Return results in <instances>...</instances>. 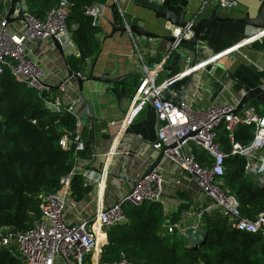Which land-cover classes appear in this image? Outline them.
Wrapping results in <instances>:
<instances>
[{
  "label": "built area",
  "instance_id": "built-area-1",
  "mask_svg": "<svg viewBox=\"0 0 264 264\" xmlns=\"http://www.w3.org/2000/svg\"><path fill=\"white\" fill-rule=\"evenodd\" d=\"M115 1L118 3V0ZM218 4L224 9L231 10L235 9L239 2L219 0ZM99 6L90 7L87 14L94 19L97 16L102 17L103 14H99ZM20 7L25 12V18L22 25L15 30L9 28L10 24L5 17L0 20V76L9 71L17 83L42 94L44 90L50 89L49 80L52 76L57 77L59 71L47 70L40 63V55L52 36L68 34L71 37L68 17L72 3L70 0H60L58 6L49 10L43 19L30 11L27 0H22ZM172 33L178 40L189 39L193 30L190 27L186 29L175 27ZM255 39L256 35L249 36L226 52L239 49ZM35 49L39 51L38 55L35 54ZM199 50L204 52L207 45L200 43ZM213 58L202 61L194 70ZM164 66L160 65L159 71ZM191 71L192 68H187L179 73L177 78L184 81ZM156 74L158 75V72ZM67 83L68 79L64 80L59 85L60 92H52L50 97L45 98V107L57 113H70L76 118L74 131L65 132L60 139L62 148L69 149L74 146L75 164L70 172L62 176L59 189L42 192L39 195L41 215L36 219L34 226L24 232L1 230L2 244L7 247L13 246L12 249L17 250L23 257V264H133L125 252L121 253L118 260H102L104 247L109 242L104 231L112 225L127 221L123 209L126 204L135 206L144 202L165 204L168 183L166 175L162 168L157 167L149 175L140 176L132 194L120 193L115 203L106 207L105 190L109 171L102 167L100 172H96L88 168L90 164L88 160L79 156L86 148L83 139L86 121L81 111L82 102L77 96L69 93ZM165 87V83L162 85L157 83V76L142 77L130 100L119 134L152 102L160 120L158 140L154 143V148L160 151L163 146H167L164 160L171 163L175 171L196 181L203 193L213 201L209 209L217 208L229 216L235 229L264 237V211L259 212L255 219L243 215L239 199L224 186L223 179L226 173V159L229 155H235L246 158L247 175L254 177L259 185L264 182L262 106L250 102L246 111L236 113L238 102L235 101L198 105L196 104L198 92L189 90L185 100L178 107L161 99L160 95ZM222 125L228 131L230 152L223 149L219 140ZM241 125L253 127L254 137L247 145L236 139V131ZM197 150L207 153V162L202 163L198 160ZM77 175L83 177L86 186L93 188L90 196L93 197V201L95 200V208L92 211L89 208L90 203L78 209L76 202L72 200L71 185ZM175 182L180 184L181 179H176ZM71 204L74 210H77V213L73 212L76 221L69 217L73 211ZM82 210L93 212L94 215L89 213V217H83ZM203 213L204 211L199 214V218L193 224L197 229H206ZM166 227L168 233L177 229L182 235L186 228L182 223L169 224Z\"/></svg>",
  "mask_w": 264,
  "mask_h": 264
},
{
  "label": "trees",
  "instance_id": "trees-1",
  "mask_svg": "<svg viewBox=\"0 0 264 264\" xmlns=\"http://www.w3.org/2000/svg\"><path fill=\"white\" fill-rule=\"evenodd\" d=\"M9 1L0 0V20L8 11ZM27 1L30 11L43 19L60 0ZM70 1L68 24L79 55L68 56L67 65L74 72L86 75L87 61L100 50L102 31L87 10L95 5H108L109 0ZM117 17L122 22L118 10ZM52 92L50 88L39 94L17 83L9 71L0 76V233L1 230L6 232L5 229L24 232L34 226L41 215L39 195L59 189L62 176L75 164L74 146L64 149L60 139L65 132L74 131L76 118L45 107V98ZM254 103L264 111V102ZM253 137L252 126L238 127L236 139L239 142L247 145ZM219 140L223 149L230 152L228 131L223 125ZM92 151L91 145L86 143L79 156L90 161ZM197 154L200 162H207L205 151L197 150ZM225 165L224 186L239 199L243 215L255 219L264 211V187L245 173L244 156L229 155ZM71 186L73 202L90 199L93 188L84 184L82 176H75ZM186 207L187 204H181L175 217H171L173 223ZM123 209L127 221L104 231L109 242L103 250V261L118 260L125 252L133 264H264V237L235 229L230 217L217 208L203 213L209 234L200 248H188L185 235L177 229L172 233L164 230L166 218L162 203L126 204ZM9 247L2 244L0 236V264H23L21 254L13 250V246Z\"/></svg>",
  "mask_w": 264,
  "mask_h": 264
},
{
  "label": "crops",
  "instance_id": "crops-1",
  "mask_svg": "<svg viewBox=\"0 0 264 264\" xmlns=\"http://www.w3.org/2000/svg\"><path fill=\"white\" fill-rule=\"evenodd\" d=\"M114 1L109 0V4L103 11L99 22L102 28L99 35L100 50L96 57L87 61L86 75L83 76H89L92 70L94 75L116 71L114 76H122L136 72L143 67L146 70V75L157 76V83L162 85L167 78V73L158 71L157 75L155 72H149V67L167 66L174 59V44L165 37L173 35L172 30L175 26L157 19L156 13L150 7L160 8L161 3L158 1L118 0L117 10L123 17L122 22H119L120 25L128 26L132 23H140L147 30L158 34L159 38L139 37L128 31L123 35L116 33L114 37L102 42L103 37L111 32L107 20L112 17L109 5ZM218 1L173 0L172 9L178 14L183 9H191V14L188 16L193 17L194 15L197 20L210 16L214 9H217L218 15L240 18L244 17L246 13H250L251 16L256 15L262 0H237L239 5L231 10L222 8ZM21 25L22 21H15L10 24L9 28L14 30ZM261 34L260 30L256 28L235 21L216 22L201 35V45H207V50L204 52L199 50L195 55L192 45L181 44V50L187 53L188 57L181 59L175 68L177 72L191 68L195 63L199 65L202 61L218 55L217 58L201 64L194 70V78L189 90L198 92L196 104L207 106L221 102H239L245 93L241 82L250 87L264 82V36ZM252 35H256L257 39L239 49L226 52ZM73 45V49L63 56L50 40L40 55V63L47 70L59 71V75L52 76L48 84L54 93L60 92L59 85L67 79L68 56L79 55L74 42ZM35 52L38 55L39 51L35 49ZM142 77L137 74L118 82L116 88L123 95L121 98L114 92L107 91V84L104 82L89 81L84 85V96L89 101L98 120L95 123L93 138L91 119L84 117L86 126L83 139L91 145L93 150V158L89 163H93V167L100 171L102 167H106L109 171L105 190L106 207L115 203L120 193H127L132 187V181H137L140 176L144 175L149 165L157 159L160 153L154 148V143L158 140V116L153 105H148L119 134L130 104V96L135 93ZM183 84V80H180L177 86ZM66 85L69 93L77 96L79 91L77 80L75 78L68 79ZM81 111L84 116L85 106L83 103ZM93 139L95 143H93ZM159 167L163 169L168 181L165 193L166 203L163 204L166 218L165 231L167 230L166 225L169 224L182 223L186 227L193 225L202 211L216 209H209L213 204L212 199L203 193L190 176L175 171L173 165L164 159ZM176 179H181V183L176 184ZM94 201L90 196L88 201L74 203L78 209H82L90 203L89 208L92 211L95 208ZM201 202L203 203L201 204ZM181 204H187L188 207L182 209L179 220L173 223L171 217H175ZM73 212L77 213V210L73 208L69 217L76 221ZM89 213L94 215L93 212L82 210L83 217H89ZM185 238L187 242L185 243L188 245L189 240L186 236Z\"/></svg>",
  "mask_w": 264,
  "mask_h": 264
},
{
  "label": "water",
  "instance_id": "water-1",
  "mask_svg": "<svg viewBox=\"0 0 264 264\" xmlns=\"http://www.w3.org/2000/svg\"><path fill=\"white\" fill-rule=\"evenodd\" d=\"M172 1L173 0H163L161 3V7H150L154 12L156 13L157 19L164 20L165 22L169 23L170 25L175 26L176 28H182L186 29L187 27H190L193 30L192 37L189 39L181 38L178 40L174 35H168L165 37V39L169 40L173 44H176L174 47L175 50V57L174 59L166 66H164L160 71H164L167 73V78L163 82L165 83V88L162 91L160 97L165 102H171L174 106L180 107L183 101L185 100L189 88L193 82L194 78V68L198 65L195 63L191 68L192 71L187 76V78L184 80V84L182 86H177L179 79L177 78L178 74L181 72H177L175 68L179 65V62L181 59H185L188 57V54L183 52L181 50V44H189L192 45L194 48L195 55L198 54L199 47H200V38L201 35L204 33V31L212 24L216 22H228V21H235L241 24H244L246 26H251L256 28L257 30H260L261 36H264V17H263V7H264V0L261 1L260 6L257 10L256 15L251 16L250 13H246L244 17L240 18H234L231 16H221L218 15L217 9H214L212 14L208 17H201L198 20L193 15V17H189L188 15L191 14V9H183L178 14L172 9ZM22 4V0H10V5L8 8V11L5 15V19L9 24L15 22V21H23L25 18V12L20 5ZM109 8L111 9L112 17L111 19H108L107 22L111 27V32L107 35H105L102 39V42H105V40L114 37L116 33L124 34L128 31L132 32L134 35L139 37H148V38H159V35L147 30L143 25L140 23H132L128 26H122L119 23L118 17H117V9H118V3L114 1L112 4L109 5ZM105 9L104 5L99 6V14H103V11ZM101 20L100 16H97L95 18V25H99V22ZM52 42L55 45L56 49L63 55L66 56V54L71 51L74 47L72 39L70 35L68 34H60L59 36H52ZM218 57V56H215ZM68 68V76L67 79L75 78L78 82L79 91L77 94V98L80 99V101L85 106V112L84 117H89L91 119V127L93 131V138H94V128L95 123L98 120L96 115L93 113L91 105L89 101L84 96V85L85 83L89 81H99L104 82L107 84V91H112L116 95H118L120 98L123 96L116 88V84L122 80H125L127 78H130L134 75H141L146 76V70L141 67L138 71L127 73L122 76H114L116 71L114 72H103L101 75H94V72L92 70L91 74L89 76H82L78 73L74 72L67 66ZM94 69V68H93ZM159 71V67H149V72H155L157 73ZM241 85L243 86L245 93L238 102V105L235 109V112H244L248 109L249 103L252 101H261L264 102V82L255 86L250 87L245 83L241 82ZM130 98H133V95L130 96ZM152 105V102H150ZM158 116V115H157ZM160 127V120L157 119V128L159 131ZM93 143H95V140L93 139ZM175 145H172L174 147ZM167 149V146H163L160 150V153L157 157V159L149 165L147 170L145 171L143 176L149 175L151 172H153L164 159L165 150ZM88 168L92 170H96L97 172L100 171V169H97L93 167V163L89 164ZM122 177V176H120ZM137 185V181H132V187L128 191V195L132 194L135 187ZM261 187H264V182L260 184ZM209 231L208 229H197L193 225H190L185 228L184 235L188 238L189 244L187 245L188 248H200L202 247L207 238H208Z\"/></svg>",
  "mask_w": 264,
  "mask_h": 264
},
{
  "label": "rangeland",
  "instance_id": "rangeland-1",
  "mask_svg": "<svg viewBox=\"0 0 264 264\" xmlns=\"http://www.w3.org/2000/svg\"><path fill=\"white\" fill-rule=\"evenodd\" d=\"M15 30V29H14ZM200 202V201H199ZM197 203V202H196ZM203 202H201V204H202ZM71 206H72V204H71ZM72 208H73V206H72ZM187 243V242H186Z\"/></svg>",
  "mask_w": 264,
  "mask_h": 264
},
{
  "label": "flooded vegetation",
  "instance_id": "flooded-vegetation-1",
  "mask_svg": "<svg viewBox=\"0 0 264 264\" xmlns=\"http://www.w3.org/2000/svg\"><path fill=\"white\" fill-rule=\"evenodd\" d=\"M79 74V73H78Z\"/></svg>",
  "mask_w": 264,
  "mask_h": 264
}]
</instances>
